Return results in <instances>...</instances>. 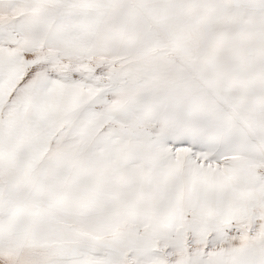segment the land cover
Instances as JSON below:
<instances>
[{"label":"snow or ice","instance_id":"1","mask_svg":"<svg viewBox=\"0 0 264 264\" xmlns=\"http://www.w3.org/2000/svg\"><path fill=\"white\" fill-rule=\"evenodd\" d=\"M0 264H264V0H0Z\"/></svg>","mask_w":264,"mask_h":264}]
</instances>
